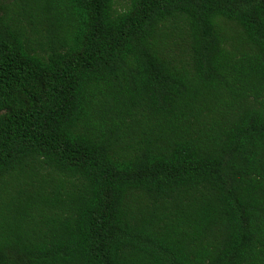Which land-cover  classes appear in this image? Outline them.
<instances>
[{
    "label": "trees",
    "instance_id": "trees-1",
    "mask_svg": "<svg viewBox=\"0 0 264 264\" xmlns=\"http://www.w3.org/2000/svg\"><path fill=\"white\" fill-rule=\"evenodd\" d=\"M0 264H264V0H0Z\"/></svg>",
    "mask_w": 264,
    "mask_h": 264
},
{
    "label": "rangeland",
    "instance_id": "rangeland-1",
    "mask_svg": "<svg viewBox=\"0 0 264 264\" xmlns=\"http://www.w3.org/2000/svg\"><path fill=\"white\" fill-rule=\"evenodd\" d=\"M121 7V5H117V8H120Z\"/></svg>",
    "mask_w": 264,
    "mask_h": 264
}]
</instances>
